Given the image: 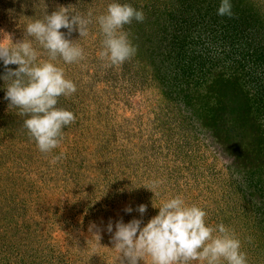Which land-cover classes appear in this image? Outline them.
<instances>
[{
	"label": "rangeland",
	"instance_id": "rangeland-1",
	"mask_svg": "<svg viewBox=\"0 0 264 264\" xmlns=\"http://www.w3.org/2000/svg\"><path fill=\"white\" fill-rule=\"evenodd\" d=\"M112 2L144 13L123 29L137 53L109 66L95 20L88 36L73 31L85 58L58 65L77 91L59 98L76 119L56 149L39 151L0 79V264H120L115 223L143 227L176 196L233 231L248 264H264V0H230L231 17L218 15L221 0H0V32L15 43L58 6L95 17Z\"/></svg>",
	"mask_w": 264,
	"mask_h": 264
},
{
	"label": "clouds",
	"instance_id": "clouds-1",
	"mask_svg": "<svg viewBox=\"0 0 264 264\" xmlns=\"http://www.w3.org/2000/svg\"><path fill=\"white\" fill-rule=\"evenodd\" d=\"M73 9L71 5L58 6L50 15L46 13L42 19L31 20L26 25L24 39L15 43L10 35L0 32L4 34L0 36V61L5 68L0 79L8 82L4 98L10 102L9 107L20 109V115L29 116L24 127L42 153L56 149L63 139V129L76 119L72 111L57 107L61 96L69 97L77 91L76 84L66 77L65 69L58 66L60 61L73 64L85 58L83 47L70 39L73 31H78L81 38L86 37L95 20L104 37L100 58L109 66H119L137 53L124 26L145 19L142 10L127 3L112 2L104 14L95 17L91 10L84 15ZM218 15L232 16L230 0H221ZM61 29H67V34ZM42 55L47 59H41ZM9 65L18 67L13 70ZM59 158L54 157L52 163ZM160 183L154 182L153 189ZM158 209V214L143 227L142 219L134 218L128 223L121 219L115 223L113 234V223L109 221L107 232L113 234V248L120 254V264H139L145 257L151 258V264H192L193 261L248 264L236 234L223 224L216 227L206 224L207 212L201 206L189 205L176 196L163 201ZM124 211L131 213L133 209L128 206ZM136 211L143 216L147 205H139ZM94 235L101 239L99 231Z\"/></svg>",
	"mask_w": 264,
	"mask_h": 264
},
{
	"label": "trees",
	"instance_id": "trees-1",
	"mask_svg": "<svg viewBox=\"0 0 264 264\" xmlns=\"http://www.w3.org/2000/svg\"><path fill=\"white\" fill-rule=\"evenodd\" d=\"M226 99H228V98H226ZM220 100H221V99H220ZM229 106H230V108H231V110H232V113L236 115L237 112H238V110L236 109V108L238 107V103H237V102H232V101H230V102H229ZM229 111H230V109H229ZM230 122H232V121H230ZM231 129H233V127L231 126V124L228 123V122H224V124H223V128H222V131H223V132L225 131V133H222V134L225 135L227 138H232V137H234V136L231 137ZM226 130H227V131H226ZM228 130H229V131H228ZM243 136H244V134H243ZM238 137H240V135H239ZM238 137H236V138H238ZM232 141H233V140L228 141V144L231 145ZM246 147L250 148V145H249V146L246 145ZM262 216H263V218H264V215H263V214H262Z\"/></svg>",
	"mask_w": 264,
	"mask_h": 264
}]
</instances>
